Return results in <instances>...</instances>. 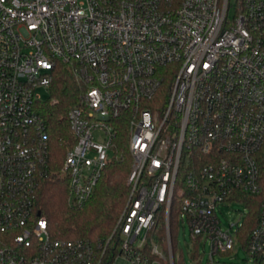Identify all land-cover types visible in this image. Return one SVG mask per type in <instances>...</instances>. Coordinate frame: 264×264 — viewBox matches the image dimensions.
I'll return each instance as SVG.
<instances>
[{"label":"built area","instance_id":"obj_1","mask_svg":"<svg viewBox=\"0 0 264 264\" xmlns=\"http://www.w3.org/2000/svg\"><path fill=\"white\" fill-rule=\"evenodd\" d=\"M58 62L80 88L61 168L70 208L127 132L128 198L97 240L54 237L36 207L52 156L38 91ZM233 203L244 216L225 226ZM173 204L207 264L235 248L264 264V0H0V264H175Z\"/></svg>","mask_w":264,"mask_h":264},{"label":"trees","instance_id":"obj_2","mask_svg":"<svg viewBox=\"0 0 264 264\" xmlns=\"http://www.w3.org/2000/svg\"><path fill=\"white\" fill-rule=\"evenodd\" d=\"M80 88L77 85L68 65L58 62L53 69V82L50 86L49 98L42 105L43 117L47 123L51 145V167L44 179L37 197V211L49 223V229L54 237L62 239L86 238L97 240L109 236L118 217L126 204L129 188L127 184L131 171L132 158L127 147V132L125 126L119 133L118 151L121 158L111 161L105 169L94 196L82 210H74L67 203L68 183L61 171L65 154L73 146V137L68 126V112L78 104ZM251 201L247 195L242 196ZM256 202V203H255ZM254 202L250 220L245 227L248 234L257 224L259 218V202ZM172 206L171 237L173 252L179 253L177 245L178 216ZM158 237L165 236V221L157 225ZM193 259L201 264V246L194 244ZM226 255V254H225ZM175 264H188L182 251Z\"/></svg>","mask_w":264,"mask_h":264},{"label":"rangeland","instance_id":"obj_3","mask_svg":"<svg viewBox=\"0 0 264 264\" xmlns=\"http://www.w3.org/2000/svg\"><path fill=\"white\" fill-rule=\"evenodd\" d=\"M39 94L41 95V100L46 102L49 98V93L44 88L40 89ZM245 207L239 203L231 204L230 208L224 210L223 214H220L222 223L227 226L232 222H236L240 217L244 216ZM177 245L179 251H182L188 264H193L190 260L192 239L190 237L189 228L186 225H182L181 222L177 224ZM201 249L205 250L206 253L203 254L204 258L201 264H207L208 252L210 249L209 244L201 245ZM217 262L219 264H249L248 255L245 249L235 248L231 255H221L217 257Z\"/></svg>","mask_w":264,"mask_h":264}]
</instances>
